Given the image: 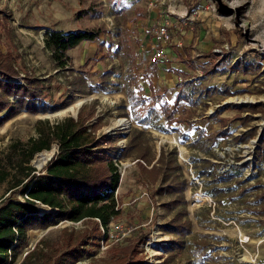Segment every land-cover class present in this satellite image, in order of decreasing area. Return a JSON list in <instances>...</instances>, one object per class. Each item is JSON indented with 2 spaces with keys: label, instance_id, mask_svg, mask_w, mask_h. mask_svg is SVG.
Returning <instances> with one entry per match:
<instances>
[{
  "label": "rangeland",
  "instance_id": "obj_1",
  "mask_svg": "<svg viewBox=\"0 0 264 264\" xmlns=\"http://www.w3.org/2000/svg\"><path fill=\"white\" fill-rule=\"evenodd\" d=\"M165 18L173 22V38L165 50L173 48L178 53L174 60L185 65L168 67L173 59L166 51L161 63L169 70L161 69L159 75L176 73L178 83L171 88L164 87L167 79L159 78L151 62L154 41H149L154 25ZM83 28H102L103 33L69 50L68 65L56 68L44 47L46 32ZM178 41L182 46L177 47ZM8 47L19 55L21 75L15 80L24 83L28 73L42 79L43 100L60 106L37 114L23 110L0 125V153L14 140L35 136L37 120L54 124L77 117L84 105L95 108L90 124L98 123L97 136H119L115 162L127 165L116 192L123 213L111 222L109 238L69 264H109L110 249L126 245L141 229L150 232L138 244L146 264H264V155L256 156L264 140V114L255 113L248 125L238 117L249 114L240 110L243 106L264 108V0H0V49ZM247 66L252 68L245 70ZM108 70L111 75L102 78ZM76 77L85 79L80 92L72 84ZM182 91L190 100H182L178 111L191 114V122L170 125L158 104L173 105ZM79 99L81 104L74 107ZM147 115L151 123L141 124ZM221 117L229 120L227 136L220 135ZM250 126L257 127V134L238 142L235 137ZM134 127L146 131L152 162L139 161L147 167L158 165L162 149H177L193 227L182 251L164 250V243L177 236L161 227L173 213L161 206L167 197L151 196L159 183L140 175L138 161L133 163L138 158L121 157ZM50 151L39 156H46L42 162L38 157L34 163L41 152L33 158L37 173L58 154L57 144ZM204 159L214 164L216 177ZM6 186L0 187V205L10 195ZM17 195L23 198L21 192ZM93 225V220L64 221L31 230L22 256L43 238L54 250L65 228L90 234Z\"/></svg>",
  "mask_w": 264,
  "mask_h": 264
},
{
  "label": "trees",
  "instance_id": "obj_2",
  "mask_svg": "<svg viewBox=\"0 0 264 264\" xmlns=\"http://www.w3.org/2000/svg\"><path fill=\"white\" fill-rule=\"evenodd\" d=\"M102 33V28L74 29L67 32L53 29L46 32L44 47L50 52L56 68H65L71 59L69 50L85 41H96ZM19 64V55L13 49H0V125L23 110L37 114L60 106L49 105L43 100L46 87L42 79L28 73L24 74V83L15 80L21 75ZM251 68L247 66L244 69ZM110 75L111 71L108 70L102 78ZM84 80L83 77H76L72 81L75 91H82ZM103 86L105 84L101 87ZM130 95L132 96V92ZM186 99L190 100V96L182 91L174 99L173 105L169 101L159 102L160 110L170 125L191 122V114L178 111L181 101ZM80 101L82 100L79 99L72 105L79 107ZM153 110L151 108L149 113ZM240 110L249 111L247 116H238L245 125L249 124L255 113L264 114V108L260 104L243 106ZM220 113L221 110H218L217 114ZM94 116V106L84 105L77 117L68 116L58 123L39 119L35 124V136L27 140H14L6 152L0 153V187L6 184V193L10 194L1 198L0 264H40L41 261L42 264H69L91 252L94 246H100L101 240L109 238L111 222L123 213L116 194L121 176L114 158V153L120 149L116 144L119 136H97L95 130L98 123L90 124ZM151 121L149 115L139 120L141 124H150ZM220 122L224 127L220 135L227 136L228 130L225 127L229 120L221 117ZM256 134L257 127L250 126L235 139L244 142ZM126 138L127 144L122 148L121 157L135 156L150 164L151 149L146 131L134 127ZM54 144L58 146V154L38 174L32 165L33 158L41 152L36 155L35 163L40 155L51 153L50 149ZM260 155H264V140L256 150V156ZM45 157H39L38 161L42 162ZM203 161L212 168L210 175L216 177L214 164L208 159ZM137 165L140 175L145 176L147 182L159 183L152 192L153 199L156 196L167 197L161 206L173 213L172 218L161 224V227L177 237L165 242L164 250L167 253L182 251L186 245L185 238L192 233L193 227L185 194L187 179L179 162L177 149H162L158 165L147 167L141 161ZM18 192L23 194V198L18 197ZM261 200L264 201V192ZM41 204L47 209L42 210ZM85 220L94 222L90 234L75 233L65 228L62 240L54 250L47 239L43 238L34 249H27L22 256L29 246L31 230L48 229L64 221ZM131 236L127 238L126 245L110 249L113 258L109 264L147 263L140 256L138 244L150 238V232L141 229L135 232L134 237Z\"/></svg>",
  "mask_w": 264,
  "mask_h": 264
},
{
  "label": "built area",
  "instance_id": "obj_3",
  "mask_svg": "<svg viewBox=\"0 0 264 264\" xmlns=\"http://www.w3.org/2000/svg\"><path fill=\"white\" fill-rule=\"evenodd\" d=\"M172 26L173 22L168 18H165L154 25L152 29V35L156 45L154 46V50L151 56V62L159 64L167 57L165 46L172 41ZM177 45L182 46V42H177ZM178 78L182 80L181 75H179ZM137 161H139V159L135 160L133 163H136ZM116 164L120 172V176L121 174L124 175L127 165L124 164L121 160L120 163L117 162Z\"/></svg>",
  "mask_w": 264,
  "mask_h": 264
},
{
  "label": "crops",
  "instance_id": "obj_4",
  "mask_svg": "<svg viewBox=\"0 0 264 264\" xmlns=\"http://www.w3.org/2000/svg\"><path fill=\"white\" fill-rule=\"evenodd\" d=\"M153 37V36H152ZM151 37V39L149 40V41H151V40H153L154 41V43H155V40L153 39ZM178 42H182V41H178ZM153 43V46H155V44ZM167 46V45H166ZM177 47H180V46H178L177 45ZM141 49L142 50H145L144 49V47L142 46L141 47ZM167 52H169V51H171V53H169V57H171V59H173V61L171 62V64H170V66H168L167 65V63L166 62H162V63H159V64H155L154 66L156 67L157 66V74L159 75V73H161L160 71H161V69H167V70H169V68L168 67H173V68H176V69H179L180 67L182 68V67H185V65L182 63V62H176L174 59L176 58V57H178V53L172 48L171 50L170 49H168L167 48V50H166ZM174 53H175V55H174ZM174 55V56H173ZM168 66V67H167ZM175 75H176V73H173V72H171V71H168V74L165 76V75H163V76H160L159 75V78H166L167 80L165 81V85L166 86H164V87H167V88H171L172 86H174V85H176L178 82H176L175 81V79H174V77H175ZM170 81H172V82H170Z\"/></svg>",
  "mask_w": 264,
  "mask_h": 264
},
{
  "label": "water",
  "instance_id": "obj_5",
  "mask_svg": "<svg viewBox=\"0 0 264 264\" xmlns=\"http://www.w3.org/2000/svg\"><path fill=\"white\" fill-rule=\"evenodd\" d=\"M39 174V173H38Z\"/></svg>",
  "mask_w": 264,
  "mask_h": 264
}]
</instances>
